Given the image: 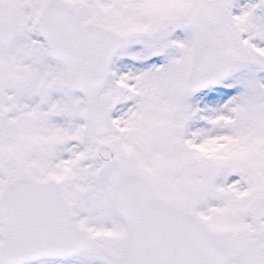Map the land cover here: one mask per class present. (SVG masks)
I'll list each match as a JSON object with an SVG mask.
<instances>
[{
	"label": "snow or ice",
	"instance_id": "1",
	"mask_svg": "<svg viewBox=\"0 0 264 264\" xmlns=\"http://www.w3.org/2000/svg\"><path fill=\"white\" fill-rule=\"evenodd\" d=\"M0 264H264V0H0Z\"/></svg>",
	"mask_w": 264,
	"mask_h": 264
}]
</instances>
